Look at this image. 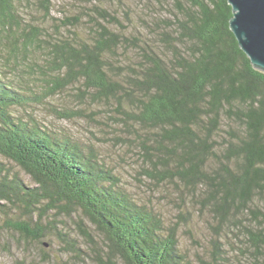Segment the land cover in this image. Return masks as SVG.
<instances>
[{
	"label": "trees",
	"instance_id": "obj_1",
	"mask_svg": "<svg viewBox=\"0 0 264 264\" xmlns=\"http://www.w3.org/2000/svg\"><path fill=\"white\" fill-rule=\"evenodd\" d=\"M175 3L176 20L153 23V37L141 39L98 22L93 35L81 37V16L45 21L52 0H38L44 20L35 22L17 0H0V157L34 182L26 184L0 160V213L27 215L31 221L8 222L23 236L41 241L51 228L76 248L54 218L43 219L53 209L81 212L108 241L104 264H119L118 256L122 264H191L179 249L177 226L134 200L91 149L12 111L44 103L79 82L81 99L113 102L140 143L149 177L179 181L212 199L219 224L234 222L255 264L264 260V72L230 29L228 0ZM95 11L117 21L105 8ZM35 65L39 89L31 81ZM12 67L28 75L8 77ZM81 231L94 241L87 228Z\"/></svg>",
	"mask_w": 264,
	"mask_h": 264
},
{
	"label": "rangeland",
	"instance_id": "obj_2",
	"mask_svg": "<svg viewBox=\"0 0 264 264\" xmlns=\"http://www.w3.org/2000/svg\"><path fill=\"white\" fill-rule=\"evenodd\" d=\"M17 1L27 20H44L39 12L38 0ZM95 8L107 9L117 21L103 17ZM177 11L175 0H52L51 14L45 21L54 24L66 16H81V37L93 35L94 29L99 28L95 24L98 22L121 36L149 39L153 37V23L164 24L163 20L173 23ZM129 50L135 52L134 47ZM38 59L44 61L43 58ZM34 67V79L31 81L35 82H32L33 87L39 89L40 69L37 65ZM6 75L21 77L28 75V71L12 67ZM81 86L79 82L72 84L44 103L15 106L12 111L20 118L33 116L44 125L71 136L86 149H91L97 159L115 173L121 187L134 200L155 211L167 226H177L179 249L191 264H255L252 250L235 223L225 220L222 225L219 224L220 218L212 199L207 201L198 192L197 195L192 194L179 181L153 179L144 172L143 167L149 162L144 158L139 141L133 139L135 134L122 124L121 115L113 102L95 100L90 95L81 99L77 95ZM64 111L69 112V117L63 116ZM0 160L11 173L18 172L26 184L34 185L19 165L2 156ZM53 210L43 221L54 218L59 230L67 232L72 238L70 242L78 247L67 243L51 228L45 229L41 241L23 236L19 229L8 223L17 216L7 210L0 213V264H104L103 260L109 255L108 241L95 230L92 222L81 212L67 215ZM32 218L36 220L37 214ZM17 219L31 221L27 215ZM83 228L93 233V242L82 233ZM215 240L219 247L217 250H214ZM116 260L119 264L123 263L120 256ZM258 264H264V260Z\"/></svg>",
	"mask_w": 264,
	"mask_h": 264
},
{
	"label": "water",
	"instance_id": "obj_3",
	"mask_svg": "<svg viewBox=\"0 0 264 264\" xmlns=\"http://www.w3.org/2000/svg\"><path fill=\"white\" fill-rule=\"evenodd\" d=\"M230 29L253 66L264 72V0H228Z\"/></svg>",
	"mask_w": 264,
	"mask_h": 264
}]
</instances>
